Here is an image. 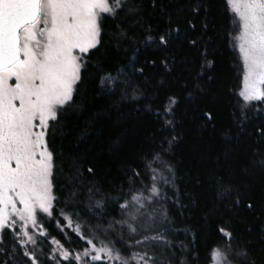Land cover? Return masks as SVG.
Instances as JSON below:
<instances>
[{
	"label": "snow or ice",
	"instance_id": "obj_1",
	"mask_svg": "<svg viewBox=\"0 0 264 264\" xmlns=\"http://www.w3.org/2000/svg\"><path fill=\"white\" fill-rule=\"evenodd\" d=\"M228 46L241 86L213 91ZM188 105L214 131L227 108L203 200L170 158ZM0 264H264V0H0Z\"/></svg>",
	"mask_w": 264,
	"mask_h": 264
},
{
	"label": "trees",
	"instance_id": "obj_2",
	"mask_svg": "<svg viewBox=\"0 0 264 264\" xmlns=\"http://www.w3.org/2000/svg\"><path fill=\"white\" fill-rule=\"evenodd\" d=\"M177 2H180V0H177ZM216 21L222 32L230 30L228 25L231 21L226 20L223 15L218 13ZM218 43L222 44L223 42L221 41ZM217 55L216 82L212 85L213 91L223 92L228 89L238 91L240 87V77L237 71L233 50L230 46L226 49L222 47ZM193 115L194 110L191 105H188V114L184 117L181 125L183 139L174 147L170 154V158L176 165L177 183L182 188H187L192 191L198 196V198L203 200V190L198 185L194 186L195 180L198 176L203 180L207 175L208 170L214 166L215 158L218 155H222L224 144L220 132L228 122V115L227 108H225L222 112V119L217 123L215 131L210 128L201 129L198 120L189 119V117H192ZM86 119L87 117L85 116L80 123L83 124ZM131 123L134 122H125L129 127L131 126ZM122 127L123 125L121 127H115L111 123H108L104 126L103 132L100 135L92 133V139L89 141L92 145L93 152L98 153V158L109 168V175L112 178L118 177V169L128 163L131 159V148L127 142L118 153L114 154L109 151L111 138L118 135L122 130ZM158 128L159 125L146 119L138 125L137 132L133 134L130 131L129 136L132 140L136 141V146L139 147L138 137L147 133L154 132L158 141L162 135L161 132L157 131ZM166 134L167 133H163V135ZM48 230L52 235H55L57 239H61L59 230L56 229L54 225L49 227ZM66 231L70 232V230ZM71 235L75 238L74 234Z\"/></svg>",
	"mask_w": 264,
	"mask_h": 264
},
{
	"label": "rangeland",
	"instance_id": "obj_3",
	"mask_svg": "<svg viewBox=\"0 0 264 264\" xmlns=\"http://www.w3.org/2000/svg\"><path fill=\"white\" fill-rule=\"evenodd\" d=\"M232 49V48H231ZM235 54V59H236V67H237V71L240 77V86H241V82H242V71L240 70L242 68V61L238 60V49L236 51H233Z\"/></svg>",
	"mask_w": 264,
	"mask_h": 264
}]
</instances>
